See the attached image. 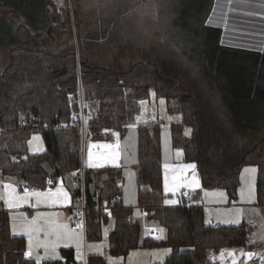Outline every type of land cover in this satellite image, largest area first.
<instances>
[{
  "label": "trees",
  "instance_id": "1",
  "mask_svg": "<svg viewBox=\"0 0 264 264\" xmlns=\"http://www.w3.org/2000/svg\"><path fill=\"white\" fill-rule=\"evenodd\" d=\"M31 1L39 5L35 0ZM77 1L61 0L59 5L56 4L62 21L69 19ZM29 2L26 0V3ZM43 2L46 4L50 0ZM0 11L2 14L15 12L8 2H0ZM46 13L49 14V8H46ZM46 13L45 25L48 26ZM212 30V41L221 46L218 44L221 29L213 27ZM13 35L18 45L9 50V61L0 72V172L3 175L24 180L40 189L52 186L47 183L50 179L57 180L61 176L65 183V178L69 176L75 186L70 193L77 200L79 189L76 187L80 177L71 174L79 171L82 164L77 145L80 122L75 114L82 112L84 116L88 112L85 105L97 103V111L87 122L91 138H109L96 133L102 128H113L121 135L125 126L134 120L138 107V103L135 105L134 102L149 98L150 91L155 90L157 98L165 99L168 112L181 115L178 122L169 125L172 146L182 150L185 161L196 164L201 187L221 189L228 197L234 198L241 168L252 164L258 168L255 202L264 209V126L260 128L263 132L258 141L243 150H232L220 145L219 138L208 132L185 82L173 74L164 75L171 72L164 69L160 72L154 62L137 60L126 70L105 67L74 52L52 54L43 50L36 40L38 32L33 28L29 30L23 24ZM251 49L249 51L259 52ZM172 98L177 103L175 108L167 106ZM159 121L137 127L136 203L148 218L154 219L164 229V237L140 240L141 224L133 221L132 208L124 205L121 199L118 170L93 172L84 169L85 239H100L102 225L112 219L113 227L108 233V240L109 253L113 256H125L138 246H164L172 252L155 264H208L207 251L258 249L259 245L247 242L244 223L207 225L201 206L163 205ZM184 127L191 129L190 134L184 133ZM234 129L238 135L247 131L238 124H234ZM33 132L41 133L45 151L26 153L22 157V152L17 154L14 145ZM213 145L216 147L212 148ZM24 251V238L11 235L8 212L0 209V264H34V261L24 257ZM62 253L66 257L65 262L44 261L42 264L75 263L72 249H62ZM85 260L86 264L107 262L101 255H89Z\"/></svg>",
  "mask_w": 264,
  "mask_h": 264
},
{
  "label": "rangeland",
  "instance_id": "2",
  "mask_svg": "<svg viewBox=\"0 0 264 264\" xmlns=\"http://www.w3.org/2000/svg\"><path fill=\"white\" fill-rule=\"evenodd\" d=\"M29 1L26 3V0H16V2L0 0L2 3L8 2L15 10L14 13L9 11L5 14L0 11V72L9 61V50L18 45L13 34L18 26L23 24L29 30L33 28L38 32L36 40L39 47L52 54L74 52L97 64L122 70H126L137 60H146L157 64L160 72H163V69L164 71L169 70L171 73L163 74L166 76L173 74L185 82V86L199 108L200 119L207 127L208 132H211L213 137L219 138L220 145L232 150H243L262 136L263 131L260 128L264 126V55L260 51L254 53L249 50L254 47L260 48L264 43H259L255 37L254 40H250L247 34H244L243 39L229 36V42L220 36L218 44L221 46L212 41L214 24H222L221 34L225 37L227 34H236L237 28L233 25L239 18L237 15L239 5L236 4V0H130L131 2L126 5L122 0H78V6L75 10L71 9L69 19L64 21L58 17L59 13L56 7V4L59 5L61 0H50L46 4L43 0H35L39 5L33 3L34 1ZM243 3L247 9L252 10L253 0L250 2L243 0ZM46 8L47 10L49 8V14L46 13ZM45 13L48 15V26L45 25L47 20L44 17ZM222 13V22L214 21L221 17ZM244 13L247 15L244 19L249 20L246 24L249 26L243 28L244 32L264 34V17L260 19V22H254L257 20L256 14L251 15L246 11ZM209 18L213 20L212 25L207 24ZM253 22L259 27L255 28ZM42 26L44 29H41ZM251 26L253 28H249ZM260 40H264V37H261ZM227 44L230 47H227ZM131 48H137L142 53L141 57L145 58H140L136 53H129ZM120 51L126 54L118 55ZM116 58L121 61L116 62L114 60ZM160 98L162 97L153 98L150 95L147 99H141L146 103L144 106L138 104L136 108L132 123L137 126L133 129L125 127L123 134L118 138L115 135H111L109 138L90 137L91 134L87 131V122L97 111V103L85 105L88 112L84 116L81 112L75 114L80 122L77 145L78 151L82 150L81 164L85 166L84 169L93 172L104 169L118 170L117 175L121 178L119 187L122 202L126 206L132 205L131 217L133 221L137 222L141 221L139 217H136L138 208L141 209L136 203L138 188L137 127L160 120L162 179L165 183L164 165L168 164L170 166L168 169L169 187H171L172 168L193 163L185 161L183 154L177 156L176 150L179 148L172 146L169 125L172 122H178L181 115L178 112L166 111V103L161 106ZM176 105L174 98L170 99L167 104L169 108H175ZM137 115L142 116L141 121H136ZM234 124L244 126L247 131L238 135ZM188 129L190 128H183L185 134ZM33 136H38L40 139L33 141L32 147H39L43 151L34 153L29 150L30 146L27 141L31 140ZM117 139L122 146L118 160L119 167L111 163H105L104 167L100 168L87 166L89 150L93 153V160H96L97 157H103L112 150L106 149L102 145H115ZM90 144L98 146L90 149ZM14 146L18 151L17 154L22 152V157L26 153L39 154L45 151V144L40 132H33L23 140L19 139ZM215 147L216 145L212 146V148ZM250 166L254 165L245 164L241 168L239 185L234 198H230L226 194L223 199L219 196L205 195V193H225L221 189L200 187L192 191L181 188L174 193L166 192L164 189L166 195L164 194L163 197V205H166L165 200L178 201V203L168 206L197 204L203 208V218L207 225L230 226L244 223L247 228V242L258 246L264 241V209L259 207L255 201L242 202L240 197V190L247 180V177L242 180L241 176L244 168ZM82 167L78 169L79 171L74 172L80 177H82ZM186 174L190 177L191 170H186ZM57 178L58 181L62 177ZM186 190H190L192 196L185 200L183 192ZM198 190L201 191V196L198 200L193 201L192 197ZM76 204L79 206V202L73 199L71 212L66 221L67 224H70L69 227L72 225L73 228H76L77 224H81L69 221L70 219L77 220L80 216L81 208L76 210ZM237 208L243 209V216L239 224L224 223L225 219L231 218L230 212ZM147 222L152 224L155 220L148 218ZM108 227V224L103 226L102 236L98 240H86L84 237L85 258L89 255H97L94 254L93 249L88 248V245H103L98 253L106 258L107 262L110 261L109 258H112L124 263L125 258L122 256H110L109 240L105 236ZM82 230L83 227L78 231L82 232ZM149 231H156V229L153 230L152 227H149V230H143L140 238ZM151 234L155 235L154 232ZM12 235L23 234H15L12 231ZM26 237L28 243V235ZM160 248L168 249L167 247ZM148 251L150 252V250ZM75 253L76 249L74 258ZM211 254L213 252L207 251L208 264H230L229 259L219 262L218 256L213 255L211 259ZM150 255L151 253L148 252L145 256L141 255L142 259L138 257L137 263L149 259ZM131 259L133 264H137L135 259ZM164 259L161 258L159 261L162 262ZM75 262L82 263L81 261ZM262 263L264 264V262ZM126 264H129L128 259Z\"/></svg>",
  "mask_w": 264,
  "mask_h": 264
},
{
  "label": "snow or ice",
  "instance_id": "3",
  "mask_svg": "<svg viewBox=\"0 0 264 264\" xmlns=\"http://www.w3.org/2000/svg\"><path fill=\"white\" fill-rule=\"evenodd\" d=\"M245 2H250V0H245ZM63 5H61L62 7ZM256 7L264 9V0H258L255 4ZM207 24L212 25L213 20L211 18L207 19ZM260 51H264V45H262L259 49ZM150 95L155 98L156 92L155 90L150 91ZM138 103L140 106L145 105V101L141 100ZM159 103L161 106L165 104V99L160 98ZM136 121H141L142 116L137 115ZM171 119V118H169ZM137 125L135 123L128 124L125 127L128 129H133ZM66 127V126H65ZM105 131H109L105 129ZM191 129L186 130V135L190 134ZM117 138L119 137V133H113ZM40 138L38 136H33L31 140L27 141V144L30 146L29 150L38 153L43 151V149L39 147H32L33 141H38ZM98 145L90 144V149L93 147H97ZM106 149H112L103 157H97L96 160H93V153L91 150L88 152V167L90 168H100L104 167L105 163H111L117 167H119L118 160L120 159L122 146L119 143V139L115 145L105 144L102 145ZM176 154L179 157L182 154L181 149L176 150ZM13 160L16 157H12ZM169 165L165 164V191L166 192H175L178 189L185 188L191 189L195 191L201 187L200 179L196 173V164H185L179 165L172 168V176H171V187H169V178H168V169ZM191 170V176L189 177L186 174V170ZM258 172V168L255 166L246 167L242 173V180L247 177L245 185L240 190L241 201H250L254 202L256 200V195L254 192L255 187V177ZM77 173H72L71 175H76ZM48 184H53L54 181L52 179L48 180ZM56 187L48 188L47 190H38V189H29L28 187H24L22 191H18V186L16 183L11 181L5 182L0 181V202L6 204L8 209H17L23 207L24 205H29L32 208H38L40 205H45L48 207H52L55 205H62L64 203H68L69 195L68 191L65 189L63 184V178L58 181H55ZM185 195L187 193H184ZM205 195L219 196L221 199L224 198L225 193H205ZM34 201V202H33ZM107 203V202H105ZM164 203L166 205H174L178 203L176 200H165ZM107 207L105 208V212H107ZM229 219H225L223 222L226 224H239L240 219L243 216V209H233L230 212ZM19 219L20 224L17 225L15 221ZM13 225L12 231L13 233H26L28 235V245L27 250L24 252V256L28 259L34 261V264H41L42 261H64L65 258L59 254L58 248L63 245V247L68 248L70 246H75V261L85 262V253L83 251L84 244L82 240V235L78 231L82 229V224H77L76 229L69 227L67 223H63L59 219V213L56 212H37L30 219L24 213H21L18 217L13 216ZM210 223V221H209ZM251 223V222H250ZM159 232L163 233L164 229H158ZM41 235L43 238H41ZM156 239H161V236L155 237ZM103 245H88L89 249H96L97 252ZM36 249H43L44 255H39L36 252ZM172 252V249H163L158 250L153 253L156 255L157 259H161V253L163 256H167ZM134 255H139V253H131L129 255V264H133L131 257ZM228 257L230 258L231 264H240L241 258L246 261H251L256 253L253 252H243L241 251L239 254L235 252V250H229L227 252ZM225 253H221V259L223 260ZM260 259L264 262V254H261ZM110 264H119L118 260H114L109 258Z\"/></svg>",
  "mask_w": 264,
  "mask_h": 264
},
{
  "label": "crops",
  "instance_id": "4",
  "mask_svg": "<svg viewBox=\"0 0 264 264\" xmlns=\"http://www.w3.org/2000/svg\"><path fill=\"white\" fill-rule=\"evenodd\" d=\"M123 2H124V5H126V4H128L129 2H131L130 0H122ZM258 2V0H253V4H252V10H249V9H247L246 7H245V5H244V3H243V0H236V4L237 5H239V7L237 8V15H239V18L238 19H236L235 20V24H233L234 26H235V28H237L236 29V31H235V35H228L227 34V36L225 37L224 35H222L221 34V38H224L225 39V41L226 42H229V40H228V37L229 36H234V38L236 37V38H240V39H243L244 38V34H247L248 35V38L250 39V40H254V37L256 38V40L259 42V43H264V40H260L261 39V37H264V34H260V33H253V32H244V30H243V28L244 27H248L249 25H246L247 24V22H249V20H246V19H244V17L245 16H247L244 12L246 11L247 13H249V14H251V15H254V14H256L257 16V20H255L254 22H260V19L262 18V17H264V9H261V8H258V7H256L255 6V4ZM78 6V1H77V5H76V7ZM75 7V8H76ZM75 8H74V10H75ZM222 18H223V13H222V16L221 17H218L216 20H214V21H218V20H220L221 22H222ZM252 23L253 25H255V28H257V27H259L256 23ZM214 27H219L220 29H221V33H222V29H223V26H222V24L220 23V24H214L213 25ZM249 28H253L252 26L251 27H249ZM232 31H234V30H232ZM229 39H230V37H229ZM138 41V40H137ZM257 41H255V42H257ZM228 45V44H227ZM141 49H143L144 50V48L143 47H141ZM252 49H255V50H259L260 48L259 47H257V48H252ZM130 52L129 53H136L140 58H145V57H141L142 56V53L141 52H139L138 51V49L137 48H131L130 50H129ZM260 51V50H259ZM261 53L262 52H264V51H260ZM123 54H126V53H123V52H118V55H123ZM76 55H78V56H80V54H76ZM148 56H151L150 54H148ZM116 62H119V58H116V59H114ZM121 61V60H120ZM7 65V64H6ZM5 65V66H6ZM165 103H166V101H165ZM166 111H167V109H166ZM179 120H180V118H179ZM85 167V166H84ZM162 178H163V175H162ZM255 179H256V177H255ZM0 181H5V182H9V181H11V182H13V183H16L17 184V186H18V191H22V189L26 186V187H28L29 189H38V190H47L48 188H53V189H55V187H56V184L55 185H52V186H47L46 188H44V189H40V188H37V187H34V186H32V185H29L26 181H24V180H20V179H17V178H15V177H11V176H5V175H3L1 172H0ZM63 184H64V187H65V189L68 191V195H69V201L70 202H68V203H64V204H62V205H55V206H52V207H48V206H45V205H40L38 208H32V207H30L29 205H24L23 207H20V208H17V209H8L7 208V206H6V204L5 203H3V202H0V209H4V210H6L7 212H8V215H9V229H10V233H11V235H12V225H13V223H14V221H13V216L15 215V216H19L21 213H24V214H26L27 216H28V218L30 219L32 216H34L37 212H56V213H59V219H60V221L61 222H63V223H67L66 221H67V218H68V216L70 215V212H71V206H72V204H73V198H72V196H71V193H70V191L68 190V188H67V186L65 185V183L63 182ZM162 185H163V193L165 194V191H164V189H165V183H164V180L162 179ZM216 190H218V189H216ZM166 195V194H165ZM34 202V201H33ZM132 206V205H131ZM130 206V207H131ZM165 206H168V205H165ZM75 207H76V210H78V208L80 207V204H79V206H78V204H76L75 205ZM74 207V208H75ZM131 208H133V207H131ZM133 210V209H132ZM146 214H145V212L142 210V209H139L138 208V210H137V212H136V217H139L140 218V224H141V233H142V231L143 230H149V227H152L153 228V230L154 229H156V231H149L148 233H146L145 234V236L144 237H141L140 238V240H143V239H145V238H154V237H157V236H161L162 238L164 237V235H165V231L163 232V233H161V232H159L158 231V229H161L162 227H160V226H158L155 222L154 223H152V224H150L149 222H147V219H146V216H145ZM15 223L17 224V225H19L20 224V221H19V219H17L16 221H15ZM69 224V223H68ZM109 225V227H108V230H107V232H106V234H105V236L108 238V233L111 231V229H112V227H113V220L112 219H109L108 221H107V223L106 224H103L102 225V230H103V226L104 225ZM210 225H216V224H210ZM69 226H70V224H69ZM71 227L73 228V226L71 225ZM160 227V228H159ZM73 229H76V228H73ZM163 229V228H162ZM102 230H101V236H102ZM80 232V231H79ZM152 232H154V234L155 235H152L151 233ZM81 233V235H82V240L84 241V237H85V235H84V228H83V230H82V232H80ZM141 233H140V235H141ZM15 234H23V235H17V236H22L23 238H24V240H25V251L27 250V245H28V243H27V237H26V233H19V232H17V233H15ZM16 236V235H15ZM41 238H43L42 237V235H41ZM160 247H164V246H154V247H142V246H138L137 248H134V249H132V250H130L125 256H122L123 258H125V260H124V263L123 262H119V264H126V261H127V259L129 260V255L131 254V253H134V251H135V253L136 252H139V255L137 256V255H134V256H132L131 258H133V259H135V262L137 263V258L139 257L140 259H142L141 258V255H143V256H145L146 255V253L148 252V253H151V255H150V257H149V259H145L144 260V262H142V261H140L139 263H137V264H155V263H159V262H161V261H159V260H161V259H157V257L155 258V256L156 255H154L153 253H155V252H157L158 250H163V249H166V248H160ZM62 249H67V248H65V247H63V245H61L59 248H58V251H59V254L61 255V256H63L64 258H65V260L64 261H62V262H65L66 261V257L63 255V253H62ZM68 249H72L73 250V252H74V250H75V246L73 245V246H70V247H68ZM148 250H150V252L148 251ZM229 250H235V252L237 253V254H239L241 251H243V252H253V253H256V255H255V257L251 260V261H246L245 259H243V258H241V260H240V264H244L245 262H247V263H249V264H260V262H261V259H260V256H261V254H264V241L263 242H261L260 244H259V248L258 249H256V250H243V249H241V248H221L220 250H218L217 252H213V254H211V259H212V257H213V255L214 256H218V261L220 262V261H225L226 259H229V261H230V258L228 257V255H227V252L229 251ZM24 251V252H25ZM36 252L39 254V255H44V252H43V249H36ZM93 252H94V254H97V255H99V253L96 251V249H93ZM222 252H224L225 253V256H224V259L222 260L221 259V253ZM111 257H113V255H110ZM25 257V256H24ZM116 257H120V256H116ZM167 256H163V254L161 253V258H166ZM26 258V257H25ZM28 259V258H27ZM106 259V258H105ZM73 260H74V258H73ZM33 261V260H32ZM75 261V260H74ZM106 261H107V259H106ZM212 261V260H211ZM44 261H42L41 262V264L43 263ZM82 263H84V262H82ZM82 263H71V264H82ZM106 264H110V261L109 262H106ZM228 264V263H227ZM230 264H231V261H230Z\"/></svg>",
  "mask_w": 264,
  "mask_h": 264
},
{
  "label": "built area",
  "instance_id": "5",
  "mask_svg": "<svg viewBox=\"0 0 264 264\" xmlns=\"http://www.w3.org/2000/svg\"><path fill=\"white\" fill-rule=\"evenodd\" d=\"M106 133H112V130H109L106 132L105 129H102V130L98 131V134H106ZM80 190H81V200H83V194H84L83 181H81ZM184 193H187V194L185 195ZM191 196H192V193L190 192V190H186L185 192H183V199H185V200L189 199ZM81 209H82L81 217L77 220L70 219V222H79V223L83 224V222H84L83 207ZM244 264H249V263L245 262ZM260 264H263L262 261L260 262Z\"/></svg>",
  "mask_w": 264,
  "mask_h": 264
},
{
  "label": "water",
  "instance_id": "6",
  "mask_svg": "<svg viewBox=\"0 0 264 264\" xmlns=\"http://www.w3.org/2000/svg\"><path fill=\"white\" fill-rule=\"evenodd\" d=\"M135 102H136V101H135ZM136 104H137V103H135V105H136ZM65 184H66L67 188H68L71 192L75 190V186H74V184H73V182H72V180H71V178H70L69 176H67V177L65 178ZM90 188H92V185H90ZM200 196H201V191L198 190V191L193 195V197H192L193 201L198 200Z\"/></svg>",
  "mask_w": 264,
  "mask_h": 264
},
{
  "label": "bare ground",
  "instance_id": "7",
  "mask_svg": "<svg viewBox=\"0 0 264 264\" xmlns=\"http://www.w3.org/2000/svg\"><path fill=\"white\" fill-rule=\"evenodd\" d=\"M211 3V2H210ZM230 6V5H229ZM197 205V204H196ZM202 208V207H201ZM105 216V215H104Z\"/></svg>",
  "mask_w": 264,
  "mask_h": 264
}]
</instances>
